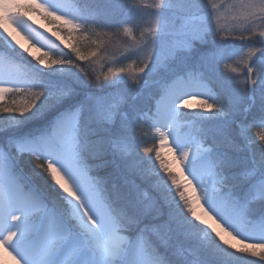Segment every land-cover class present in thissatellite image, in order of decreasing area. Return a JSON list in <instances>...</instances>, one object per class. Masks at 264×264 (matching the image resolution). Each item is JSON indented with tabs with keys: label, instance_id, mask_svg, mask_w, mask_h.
Returning a JSON list of instances; mask_svg holds the SVG:
<instances>
[{
	"label": "snow or ice",
	"instance_id": "snow-or-ice-1",
	"mask_svg": "<svg viewBox=\"0 0 264 264\" xmlns=\"http://www.w3.org/2000/svg\"><path fill=\"white\" fill-rule=\"evenodd\" d=\"M146 11L154 26L138 40ZM35 13L97 46L35 56L14 34L38 44ZM257 29L264 0H0V246L16 264H264ZM121 34L133 40L124 59L143 56L139 73L94 76L81 61ZM235 40L256 45L243 80ZM146 126L172 138L183 180L144 146Z\"/></svg>",
	"mask_w": 264,
	"mask_h": 264
},
{
	"label": "rangeland",
	"instance_id": "rangeland-1",
	"mask_svg": "<svg viewBox=\"0 0 264 264\" xmlns=\"http://www.w3.org/2000/svg\"><path fill=\"white\" fill-rule=\"evenodd\" d=\"M39 2L44 3L46 2V0H39ZM217 2L219 3L221 2V0H217ZM224 2L233 3L235 2V0H224ZM144 3L145 5L150 6L155 3V0H144ZM154 19L155 18L150 16L146 11L144 18L141 21L140 28L135 30L134 27L133 35L136 36V38L139 40V31L146 32L148 27L154 26ZM32 23L34 27L39 29L40 33H42V35L39 37L38 44L33 45V42L27 39L22 33L14 32V34L17 36V39L20 40V42L24 45L25 48L31 49V52L35 56H41L45 51L50 52L52 55V53L57 50L55 48H62V46L66 47L63 48L64 50H66V52L71 53L72 56H74L75 54L72 53L73 47L79 46L86 51H90L89 49L91 48V46L92 48H95L97 46L96 44H89L91 40H96V37H91V40L85 39V37L89 35L88 33L72 32L71 26L64 25L63 21L50 24L47 20L43 18L42 15H40L39 13H35L33 14ZM221 23L230 32L233 29L235 21L232 20L231 15L226 14L225 17L222 19ZM261 30L264 29H257V31ZM53 33H55V35H53ZM102 39L108 41V43L105 44V47L102 48L100 51V56L102 58H91L88 61H81L84 65H87L89 63L87 69L91 71L94 76L100 77L102 79L105 75L109 73V70L111 68L119 67H126L130 69L128 79H131L132 76H135L139 73V67L142 66L143 56L139 57L138 61L134 57H132V59L128 60L127 62H124V57L131 55L129 51V49L133 45V40L131 36H124L123 34H121L119 37H104ZM238 42L240 43V46L235 47L237 55L233 61H229V64L232 67L237 68V72L235 73V75H238L240 80H243V72L245 69V65L246 63H249V61L247 60L248 54L253 50L256 45L248 44L247 42L239 40L233 41L235 46ZM41 45H43V47H41ZM87 47L89 48L87 49ZM32 58L33 57L31 56L29 57V59ZM52 58L57 57L52 56ZM119 61H123V63H120ZM202 101L203 98L201 97L193 98L191 100V108L185 110L195 111L200 109ZM5 102H7V97L0 98V103ZM153 132L156 135L157 139V151L160 152L161 157L168 163L169 167L178 176V178L182 179V172L179 171L177 163L175 162V158H173L175 157V155L173 156V154H171V152L167 150L165 143L162 142L161 139H159L160 137H157L156 128L153 129ZM157 167H159V161H157ZM184 171L185 173H187L186 170ZM216 226L219 227L218 225ZM221 231H223V229H221ZM224 235L225 238L230 240L232 243H237V241L233 240L232 237L229 236L227 233H224ZM249 243H251V241H249ZM239 246L240 245L238 244V247ZM257 251H259V249ZM10 252V249L5 250L2 246H0V264H16L15 260L13 259V255L9 254Z\"/></svg>",
	"mask_w": 264,
	"mask_h": 264
},
{
	"label": "bare ground",
	"instance_id": "bare-ground-1",
	"mask_svg": "<svg viewBox=\"0 0 264 264\" xmlns=\"http://www.w3.org/2000/svg\"><path fill=\"white\" fill-rule=\"evenodd\" d=\"M243 56H244V55H243ZM243 59H244V58H243ZM162 131H166V129H162ZM157 133H158V136H157V137L159 138V137H160L159 132L157 131ZM159 139H161V138H159ZM162 142L165 143V146H166L167 150H169V151L171 152V154H173V153L178 154L177 151H176V149H175L174 144L171 143V142L169 141V139L164 140V141H162ZM173 156H174V154H173ZM173 158H175V162L177 163V167L179 168V171H180V167H182L183 165L180 163L179 158H177V157H173ZM183 176H186V175L183 174ZM182 180H183V178H182ZM193 195H199V192L196 191V192L193 193ZM198 210H199V209H198ZM209 222H210V223H215V222L212 221L211 219H210Z\"/></svg>",
	"mask_w": 264,
	"mask_h": 264
},
{
	"label": "trees",
	"instance_id": "trees-1",
	"mask_svg": "<svg viewBox=\"0 0 264 264\" xmlns=\"http://www.w3.org/2000/svg\"><path fill=\"white\" fill-rule=\"evenodd\" d=\"M89 47H87V49H88ZM92 49H94V48H92V46H91V48L89 49L90 51L92 50Z\"/></svg>",
	"mask_w": 264,
	"mask_h": 264
}]
</instances>
